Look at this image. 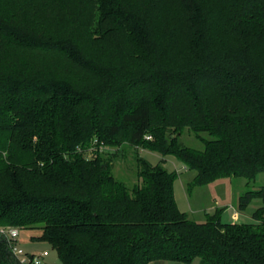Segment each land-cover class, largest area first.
I'll return each mask as SVG.
<instances>
[{
  "label": "trees",
  "instance_id": "trees-1",
  "mask_svg": "<svg viewBox=\"0 0 264 264\" xmlns=\"http://www.w3.org/2000/svg\"><path fill=\"white\" fill-rule=\"evenodd\" d=\"M169 156L189 190L264 172V0H0V228L62 264H264V186L253 222H196ZM0 264H25L2 235Z\"/></svg>",
  "mask_w": 264,
  "mask_h": 264
},
{
  "label": "rangeland",
  "instance_id": "rangeland-1",
  "mask_svg": "<svg viewBox=\"0 0 264 264\" xmlns=\"http://www.w3.org/2000/svg\"><path fill=\"white\" fill-rule=\"evenodd\" d=\"M203 135L210 137L205 133H203ZM181 140L188 146L199 149L203 148L201 140L196 137L194 132L185 130L181 136ZM88 149L86 155L89 157L94 156L96 147L91 146ZM140 151V154L153 164H157L162 159L159 153L147 149H140ZM133 154L134 151L129 149L127 153L122 154V156L118 158L119 162L115 165V172L117 175L125 174L134 178V170L131 162ZM165 167L179 174L174 182L175 198L179 209L186 212L194 221L201 223L205 222L206 213L213 214L216 209L221 211V219L223 222L251 223L254 221L252 214L261 205L260 199H253L246 210L239 211V198L249 189L256 190L264 186V172L257 174L255 179L250 182L243 177H222L206 185L196 186L189 190L188 185L192 182L196 174L194 170L186 168L185 164L174 156L167 157ZM41 233L42 231L40 229H20L16 241L17 246L24 250V253L20 256L27 259L28 262L30 260L29 254L40 255L44 251H48L49 255L42 258L41 264H62L58 252L53 248L50 242L36 238ZM150 264H201V261L199 258H195L190 263L167 260L154 261Z\"/></svg>",
  "mask_w": 264,
  "mask_h": 264
},
{
  "label": "built area",
  "instance_id": "built-area-1",
  "mask_svg": "<svg viewBox=\"0 0 264 264\" xmlns=\"http://www.w3.org/2000/svg\"><path fill=\"white\" fill-rule=\"evenodd\" d=\"M146 138L150 139L152 138L151 135H147ZM0 233L1 235H3L4 237H6L9 240V246L11 247V250L13 251V253L20 258L21 262L25 263V264H41L42 263V258H44L45 256H47L49 254L48 251H44L42 254L40 255H35L33 254L32 256H29V261L27 262V259H24L23 257H21L20 255L24 253V250L19 248L16 244V241L18 239L20 230L17 227H8V228H0Z\"/></svg>",
  "mask_w": 264,
  "mask_h": 264
},
{
  "label": "crops",
  "instance_id": "crops-1",
  "mask_svg": "<svg viewBox=\"0 0 264 264\" xmlns=\"http://www.w3.org/2000/svg\"><path fill=\"white\" fill-rule=\"evenodd\" d=\"M49 255V254H48Z\"/></svg>",
  "mask_w": 264,
  "mask_h": 264
}]
</instances>
